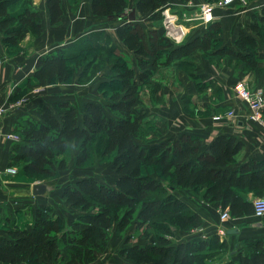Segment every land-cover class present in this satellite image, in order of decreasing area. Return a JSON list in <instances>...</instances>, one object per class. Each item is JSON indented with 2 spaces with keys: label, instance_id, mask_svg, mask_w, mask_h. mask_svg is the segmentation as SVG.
<instances>
[{
  "label": "trees",
  "instance_id": "trees-1",
  "mask_svg": "<svg viewBox=\"0 0 264 264\" xmlns=\"http://www.w3.org/2000/svg\"><path fill=\"white\" fill-rule=\"evenodd\" d=\"M82 0H69L74 10ZM171 0H91L90 10L94 17L119 19L127 10L129 17L157 16L167 9ZM188 2L190 0H181ZM51 26L62 19L61 0H45ZM260 16H253L252 30L264 38L259 23L264 21V8ZM0 27L3 44L16 50L28 34L40 36L42 32L39 13L32 0H0ZM217 29L212 27L206 38L213 37ZM120 42L139 57L141 82L148 78V67H156L161 61L159 39L155 34L148 47L144 35L135 25H123L116 29ZM200 44H203V39ZM77 53L57 52L40 57L29 87H45L52 83H69L72 67H78L77 59L82 52L104 50L96 41L88 43ZM197 41L188 45L190 53ZM249 40L242 30L235 43L238 51L228 48L209 52L235 57L252 71L257 60H264V52L249 48ZM194 45V46H193ZM191 46V48H190ZM249 46V47H248ZM98 52V51H96ZM105 56H96L103 63L109 60L113 49L107 48ZM181 56V51L173 55ZM113 56V55H112ZM116 57V56H114ZM108 58V59H107ZM146 59V60H145ZM113 80L119 83L113 89L112 80L106 84L103 95L109 93L110 115L97 104L86 103L81 120L77 110L68 103L53 109L42 106L38 109V120L28 121L19 133L20 143L14 146V155L9 166L20 167L23 174L41 179L51 178L55 171L66 169L65 155L71 145L78 153L75 165H87L92 155L111 160L115 175L113 185H106L92 177H84L62 188L61 198L74 211L76 217L68 229L63 228L60 218L54 216L51 206H40L32 220L22 227L11 228L0 236V264H93L98 252L107 243L114 225L120 234L129 227L132 230L156 231L153 241L144 245L125 247L119 256L133 264H264V239L254 240L248 245L250 253H235L232 258L230 244L225 237L211 234L208 237L192 236L175 243L177 232H189L202 226L201 217L183 202L168 194L175 188L189 190L201 201L220 212H227L230 219L253 215L252 203L245 194L264 196V163L229 170L242 143L234 138L218 137L207 153L198 154L193 138L183 136L171 145L145 148L135 143L139 133V119L134 113L139 85L133 80L131 67L120 57L113 58ZM162 62V61H161ZM159 65V64H158ZM155 172L158 178L150 176ZM149 173V174H148ZM167 184V186L164 185ZM227 231L228 235H237Z\"/></svg>",
  "mask_w": 264,
  "mask_h": 264
},
{
  "label": "crops",
  "instance_id": "crops-1",
  "mask_svg": "<svg viewBox=\"0 0 264 264\" xmlns=\"http://www.w3.org/2000/svg\"><path fill=\"white\" fill-rule=\"evenodd\" d=\"M201 1L203 0L170 1L168 11L177 10L178 15H185L188 19L185 20V24H188L191 31L182 44L170 48L168 58L161 59L162 62L160 61L156 67L147 68L152 71L148 72V78L141 82L139 76L142 70L138 66L139 57L120 42L116 29L126 24L132 28L136 25L149 47L154 34L157 39L161 37L158 25L153 24L154 17L130 18V10H127L119 19L99 18L91 13V0L80 3L77 10L72 8L69 0H61L63 11L61 22L57 26H51L45 0H32L33 8L38 11L40 17L42 28L40 36L28 34L20 42L18 49L10 50L2 42L4 34L0 27L2 102L8 107L23 101L20 106L9 109L5 113L2 122L3 136L13 134L19 138L21 129L28 121L38 120V109L42 106L53 109L57 104L68 103L76 108L78 118L81 120L85 114V104L94 103L110 115L107 108L110 102L104 101L106 97L103 95L104 90H100L112 80L105 78V76H113V64L109 60L104 61V64L110 66V73L100 72L89 84H86L88 88L84 85L85 83H81L82 71H75V68L79 69V67L74 66L70 84L55 82L45 87H31L35 84L32 77L40 57L60 51L77 53L87 43L85 39L90 37L88 43L96 41L97 45L113 49L112 55L121 57L133 71V80L139 85L137 101L133 108L140 123L139 133L135 138L138 146L151 148L162 144L171 145L181 137L187 136L195 140L198 154H202L209 151L210 145L216 138L223 136L234 138L242 143L234 163L228 166L230 171L239 170L243 166H252L254 163H264V138L261 125L249 118L247 107L234 90L239 83H245L249 89H258L264 94V60H257L256 69L250 71L244 63L225 54L211 60L200 52V48V50L193 48L194 50L190 53H183L195 40L201 41L212 27L217 29L212 37V42L216 46L215 51L228 48L237 52L235 43L239 31L242 30L250 42L248 47L264 52V38L252 30L253 16L259 17V11L264 7L259 0H248L244 7L236 3L229 8H216L212 23L204 24L195 19L198 4ZM87 22L92 25L87 26ZM259 27L264 34V21L259 23ZM177 51H181L182 55H172ZM233 60L238 63L231 65L230 62ZM186 65H189L192 71L188 70ZM28 79H31L29 87L25 85ZM229 110H233L236 114L233 121L213 120V117ZM17 143H20V139L12 141L5 137H2L0 143V236H5L13 227L20 228L30 222L35 210L40 206H51L54 216L61 219L64 229H68L77 212L61 198L62 188L68 184L67 182L57 190L60 191L58 196L63 201L65 209H70L71 212H67L63 207V210L57 209L50 201L47 192L33 195V185L26 186L19 182V176L4 174L5 168L9 166L14 155V146ZM75 157L76 154L73 156V163H75ZM150 176L158 178L155 172H150ZM114 181L109 185H113ZM43 185L46 186L44 183ZM164 185L167 186L166 183ZM168 194L183 202L201 217L202 226L191 235L205 238L211 234H218L220 237H225L230 244L229 250L234 260L236 255L233 254L250 253L248 245L254 240L264 239V218L256 219L252 215L240 219H229L223 223H229L230 227L227 225L219 227L216 224L220 211L197 199L189 190L169 189ZM244 197L251 203L258 198L252 193L245 194ZM230 230H236L237 235L226 234ZM192 236L182 237L176 233L173 242L178 243ZM131 243L128 246L147 244ZM124 247V243L121 244L112 261H107L101 249L93 264H133L119 256V251ZM42 259L46 264H52L46 260L45 256H42Z\"/></svg>",
  "mask_w": 264,
  "mask_h": 264
},
{
  "label": "rangeland",
  "instance_id": "rangeland-1",
  "mask_svg": "<svg viewBox=\"0 0 264 264\" xmlns=\"http://www.w3.org/2000/svg\"><path fill=\"white\" fill-rule=\"evenodd\" d=\"M86 0H82L80 3H84ZM220 0H203L198 4V10L201 8L202 5H212L214 6V8H218V3ZM79 3V5H80ZM184 5H186L185 3H182ZM78 5V7H79ZM217 5V6H216ZM78 7L76 8V10L78 9ZM168 9V8H167ZM164 11V10H163ZM161 11L160 14H158L157 16H155L152 21L154 25H158L159 30L161 31V37H160V41H159V46L161 48V59L165 60L166 58L169 57V51L170 48H173L176 45H180L182 44L189 35V32L191 31L190 28H188V24H185V20L178 15L179 12L176 10H170L168 11L169 14L171 15V18H169V20H171L173 27L174 26H178L181 27L183 30V34H179V35H175V32H172V26L169 25L167 23V19L165 17L164 12ZM175 12V13H174ZM167 13V15H168ZM176 14L178 15V17L176 16ZM82 22H84V20H82ZM92 22V21H91ZM86 23V22H85ZM87 26L92 25L91 23L87 22L86 24ZM86 29H89V27H86ZM262 41V40H261ZM203 44H200V41H197L196 48L198 49L204 54L205 57L210 58L211 60H213L214 58H216V56L214 55H209L210 53H208L207 51H203V47H208L209 52H213V50L216 48V46L213 44L212 39L211 38H206V36L203 39ZM263 42V41H262ZM194 46V45H193ZM85 47V45L83 46ZM191 48V46H190ZM200 48V49H199ZM107 48H104V50H89L90 53L87 52H82L79 56V59H77V62L81 65H79V69L75 68V71H82V77H81V83H85L84 85L88 88V85L90 81H92L96 75H98L100 72L109 74L111 68H109L110 66H108V64H104L105 59H103V63L99 62L98 60H96V56H105V50ZM189 48H186L184 50V52L188 51ZM98 51V52H96ZM113 54V53H111ZM173 55V54H172ZM178 54H176L177 56ZM111 57H109V61L113 62V58H116L112 55H110ZM171 56V55H170ZM119 57V56H118ZM212 57V58H211ZM225 58V57H224ZM108 59V58H107ZM121 59V57H120ZM227 59V58H226ZM236 63H238L236 60H233L232 62H230L231 65H235ZM188 70L192 71V68L188 65L185 66ZM264 70V69H263ZM149 73H151V69L147 70ZM106 79H112V87L113 89H117L119 86V83L117 81H115V79L113 80V77H108L105 76ZM70 84V82H69ZM101 86V85H100ZM247 89L252 92V93H256L259 92L260 90H251L247 87ZM100 90H103L102 88H100ZM109 93H106V97H104V101L106 102H110V98L108 97ZM238 96V95H237ZM241 100V99H240ZM241 102L247 107V103L243 102L241 100ZM226 113V112H225ZM264 118V117H263ZM254 121V120H253ZM256 122V121H254ZM259 123V122H257ZM260 124V123H259ZM261 125V124H260ZM262 128V126H261ZM262 132H263V128H262ZM78 150L76 149V147H73V145H71V147L68 149V152L65 155V161H66V169L63 171H55L54 174L52 175L51 178L48 179H41L38 178L36 176H31L30 171L25 172V174L22 173L21 168L20 167H16L18 170L17 171V176L19 182H22L24 184H26V186H30V185H34V184H41L40 182L46 184L47 188V194L50 198V201L53 202V204L56 206V208L63 210H66L67 212H71L70 209H65L64 207V203L63 201L59 198V189L63 184L67 183H72L74 181H76L77 179L83 178V177H87V176H94L96 179H98L99 181H101L102 183L109 185L111 184L114 179H115V175L111 170V160L106 159V160H101L99 159L96 155H92V158L90 160V162L85 165L84 167L78 168L76 167L75 163H73V156L74 154L77 155ZM193 195V194H192ZM195 197L198 199L199 196L195 195ZM200 199V198H199ZM63 207V208H62ZM217 226H222V225H227V227H230L229 223L225 224L223 223V221L221 220V216L220 213L217 215ZM198 229L195 230H191V232H177L178 234H180V236L184 237V236H192V234L196 233L194 231H196ZM156 233V231L149 229V230H130L127 229V232H123V233H118L116 231L115 225L113 227V229L109 232V240L107 241V244L105 245V247L102 248L103 253H105V257L107 258V261H112L114 260L115 257V253L116 251L121 247V244L124 243V240H126L127 237L131 238L130 241L133 242L131 244H136V243H149L153 240V235ZM195 236V235H194Z\"/></svg>",
  "mask_w": 264,
  "mask_h": 264
},
{
  "label": "built area",
  "instance_id": "built-area-1",
  "mask_svg": "<svg viewBox=\"0 0 264 264\" xmlns=\"http://www.w3.org/2000/svg\"><path fill=\"white\" fill-rule=\"evenodd\" d=\"M261 5L264 7V0H259ZM240 7H244L247 5L248 0H220L218 3V8H229L232 7L234 4H236ZM217 6V5H216ZM214 6L206 4L202 5L201 8L198 10L197 15L195 16V19L204 23V24H210L213 21V12H214ZM165 17L167 19V23L172 26V32H175V35L183 34V30L181 27L174 26L169 20L171 18L172 14L168 13V9H165L164 11ZM168 13V15H167ZM177 16V15H176ZM178 17V16H177ZM184 20L186 19L185 15L181 16ZM236 95L243 101L247 103L248 111H249V118L251 120H254L256 122H259L263 128V138H264V94L262 91L252 93L247 89V86L245 83H239L234 87ZM23 101H19L16 104L6 106L2 102V93H1V87H0V143L2 140V137H5L12 141H18L19 138L16 135L8 134L6 136H3L2 134V122L3 117L5 116V113L7 110L12 109L16 106H20ZM236 118V114L233 110H229L226 113H223L222 115H218L213 117L214 121H222V120H231L233 121ZM4 174L7 176H16L17 170L15 167L8 166L4 170ZM253 206V217L256 219H262L264 218V196L258 197L254 199L252 202ZM221 220L226 221L229 220V214L227 212H220Z\"/></svg>",
  "mask_w": 264,
  "mask_h": 264
},
{
  "label": "water",
  "instance_id": "water-1",
  "mask_svg": "<svg viewBox=\"0 0 264 264\" xmlns=\"http://www.w3.org/2000/svg\"><path fill=\"white\" fill-rule=\"evenodd\" d=\"M46 190H47L46 186L42 185V184H34L32 186V194L33 195H41V194L45 193ZM231 233L237 234L238 232L236 230H234Z\"/></svg>",
  "mask_w": 264,
  "mask_h": 264
}]
</instances>
